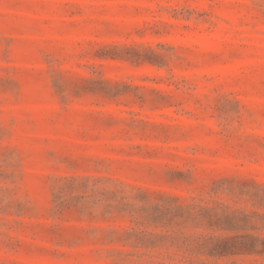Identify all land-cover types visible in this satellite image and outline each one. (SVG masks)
<instances>
[{
  "label": "rangeland",
  "instance_id": "374dc122",
  "mask_svg": "<svg viewBox=\"0 0 264 264\" xmlns=\"http://www.w3.org/2000/svg\"><path fill=\"white\" fill-rule=\"evenodd\" d=\"M0 264H264V0H0Z\"/></svg>",
  "mask_w": 264,
  "mask_h": 264
}]
</instances>
